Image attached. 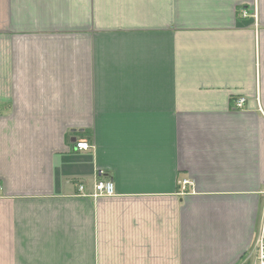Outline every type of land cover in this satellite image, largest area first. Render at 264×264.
<instances>
[{
  "label": "crops",
  "instance_id": "1",
  "mask_svg": "<svg viewBox=\"0 0 264 264\" xmlns=\"http://www.w3.org/2000/svg\"><path fill=\"white\" fill-rule=\"evenodd\" d=\"M263 191L264 0H0V264H253Z\"/></svg>",
  "mask_w": 264,
  "mask_h": 264
},
{
  "label": "built area",
  "instance_id": "2",
  "mask_svg": "<svg viewBox=\"0 0 264 264\" xmlns=\"http://www.w3.org/2000/svg\"><path fill=\"white\" fill-rule=\"evenodd\" d=\"M238 13L240 18H244L249 15V12L246 8H240ZM244 102L245 97L238 96L233 99L232 106L234 108L240 109L243 107ZM88 146L89 145L86 141L76 142L77 148L87 149ZM186 183V180L182 181V185ZM79 190H82L81 186L79 187ZM114 193V184L111 180L98 179L93 184V193L91 195L96 197L99 195H113ZM253 253V264H264V191L254 233Z\"/></svg>",
  "mask_w": 264,
  "mask_h": 264
}]
</instances>
